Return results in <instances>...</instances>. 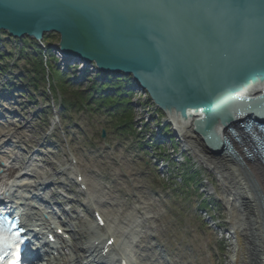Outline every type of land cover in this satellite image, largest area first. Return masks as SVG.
Segmentation results:
<instances>
[{"label": "rangeland", "instance_id": "1", "mask_svg": "<svg viewBox=\"0 0 264 264\" xmlns=\"http://www.w3.org/2000/svg\"><path fill=\"white\" fill-rule=\"evenodd\" d=\"M45 37L52 46L58 43L55 35ZM22 45L20 40L0 33V55H5L0 58V132L6 128L4 132L9 136L2 140L10 139L13 149L11 153L2 149V153L25 161L16 166L18 176L9 181L7 200L23 206L25 198L35 194L23 186L54 182L50 191L44 190L38 197L43 203L39 205L53 208L61 220V214L66 213L74 219L71 224L75 230L88 233L95 224L94 207H86V196L81 195L71 175L78 163V174L80 170L98 208L108 216L110 231L117 241L114 252L125 256L130 264H149L147 255L166 264H234L237 244L233 224L241 209H236L238 203L234 205L220 175L180 138L176 122L158 113L150 102L141 107L139 102L149 100L133 82L136 96L130 103L132 122L124 130L115 128L107 113L65 109L62 102L68 94L52 90L46 81L39 82L35 95L19 78L27 69L15 51ZM54 58L63 69L60 60ZM83 74L74 72L77 78ZM67 89L66 93L73 96L75 87ZM224 162L233 166L227 159ZM175 163L194 169L199 183L182 185L173 169ZM261 170L263 173L262 166ZM2 171L0 168V176ZM52 194L56 196L52 198ZM32 213L38 215L36 211ZM75 218H79L78 222ZM88 235L73 245L85 247L94 239L91 233ZM62 237L56 245L71 248V241ZM66 254L64 259H74L73 254ZM75 255L82 258V264L94 258Z\"/></svg>", "mask_w": 264, "mask_h": 264}, {"label": "water", "instance_id": "2", "mask_svg": "<svg viewBox=\"0 0 264 264\" xmlns=\"http://www.w3.org/2000/svg\"><path fill=\"white\" fill-rule=\"evenodd\" d=\"M0 33L35 43L55 35L61 62L130 77L163 113L204 107L196 130L215 153L233 155L206 134L209 116L221 117L228 101L264 141V89L228 95L264 80V0H0Z\"/></svg>", "mask_w": 264, "mask_h": 264}, {"label": "bare ground", "instance_id": "3", "mask_svg": "<svg viewBox=\"0 0 264 264\" xmlns=\"http://www.w3.org/2000/svg\"><path fill=\"white\" fill-rule=\"evenodd\" d=\"M16 41L19 40L16 39ZM97 74L103 75L102 73ZM103 76L108 77L111 75ZM263 89L264 80H260V82L251 81L247 84L242 83L236 85V89H230V94H227L231 98L244 97L249 99L262 94ZM228 103L229 104H226L227 108L222 111L221 117L217 118L216 115L214 116V113L209 116V124L206 126V134L213 137L217 136L218 139L223 142V138H228L227 140L230 142L229 148L231 151H234L233 155L226 154L225 152L215 153L206 148L202 133H199L196 130L198 119L205 116L206 109H204V107L196 110H187L184 114L175 109H167L165 110V113L169 119H173L176 122L175 128L186 146L193 152L197 153V156L204 163L208 164L217 174L220 175L224 184L227 185L229 193L234 199V205L238 203L236 209L238 211L241 209L237 222L233 224L237 244L234 264H264V172L262 173V165L257 161L258 159L256 160L252 158V156H248V151L250 150L246 148L247 144L245 143L247 135L243 138L239 130L246 122L244 119L248 117L247 111L238 104H233L234 102L232 101H228ZM5 129L6 128L0 132V162H4L3 167L0 166V168L3 169L2 175L0 176V200L2 201H4L5 193H8L9 191V181L15 176H18L16 166L25 163L24 160L20 161L16 156H6L5 152L2 153V149H4V151L7 150L10 153L13 150H11L10 139L7 142L2 140V138L6 139L9 136L7 132H4ZM246 132L251 134V137L248 139L252 140V135L255 136V133L251 129H247ZM232 137H235L237 141L230 140ZM251 143L254 144V141H251ZM18 144L19 143L17 142V145ZM3 155H5V157ZM3 159L9 161V164ZM224 159L229 160L233 166L226 164ZM77 167L78 163L73 170L71 169V175L74 177L73 180L75 181L74 183L79 187L81 186L82 189H79V192L81 195L86 196V207L91 209L92 205L95 209H92L94 212L95 224L92 227H89L88 233L75 230L71 224L74 219L70 218L66 213L61 214L64 218L61 220L60 217L53 212V208H50L49 206L46 208L39 205V203H43L38 200V197H40V194L43 193L44 190L46 191L48 189L47 191H50L49 187L54 186V182L53 184L34 183L33 186H23L27 189H31L35 193L29 197L27 196L25 198V203H23V206L21 205V207L25 208L22 211L26 212L29 216L28 218L23 219V226H25L26 229H29V232L36 237L37 241L41 240L40 237L43 236V233L41 232L42 226L45 227V230H50L52 234L50 231H48V233L54 235L58 240L62 239L60 235H58V230L62 228L61 231L63 234L71 241V248L65 245L57 246L56 244H53L51 249L47 242H34L36 244V250L37 248L42 250V253H38L37 256H41L39 258L44 264H82V258L77 257L75 253H80L82 255L87 254L86 257L88 258L94 257L93 261L86 264H106L107 262L120 264L122 261L126 264H130L125 256L122 254L117 255L114 252L113 245H116L117 241L110 231L111 228H109L108 225V216L102 211V209L98 208L100 206L97 205L93 196L90 194L88 184L86 183L85 178L80 175L82 173L80 170L78 174ZM262 169L264 168L262 167ZM5 178L7 181L4 180ZM15 188H20V186ZM50 196L53 198L56 194ZM16 204L14 202L12 204L15 207V210H17L16 206H19ZM6 205H8V203ZM12 205L10 206L13 207ZM34 211L38 214L37 216L32 213ZM37 217L40 219L36 220ZM57 220L59 221V224L56 222ZM75 220L78 222L79 218H75ZM67 223L71 225L67 226ZM36 229H39V232H36ZM90 233L94 236V239L88 242L85 247L77 248L73 245L78 240L85 239V234L88 235ZM113 238L114 244L112 242L110 244V240ZM50 250L52 253H49ZM104 250L108 253L107 256H105L107 262L100 259L102 258L101 254ZM32 251L34 252L35 250ZM66 251L73 254L74 259H64V257H67ZM152 258L147 255L149 264H166L165 262H159Z\"/></svg>", "mask_w": 264, "mask_h": 264}, {"label": "trees", "instance_id": "4", "mask_svg": "<svg viewBox=\"0 0 264 264\" xmlns=\"http://www.w3.org/2000/svg\"><path fill=\"white\" fill-rule=\"evenodd\" d=\"M29 41L28 39L21 40L23 45L19 50L16 48L15 51L27 68L24 69L19 78L32 89L33 94L36 95L39 82L46 81L52 90L68 94L67 99L62 102L65 109L77 107L91 112L107 113L115 122V128L122 130L129 128L132 122L130 103L132 98L136 96L130 77H117L115 75L104 77L100 74L89 75L85 72L83 76L77 78L74 75L75 67L65 66L60 69L56 65V59L48 47L49 43L46 42V37L43 38V43L46 44L45 62L43 61V51L36 43ZM4 57L5 55H0V58ZM82 84L84 88L81 87ZM67 86L75 87L73 96L72 93H66L68 92L66 91L68 90ZM148 104L149 101L139 102L141 107ZM157 112L159 113V111ZM183 161L186 160L183 158ZM173 167L176 169L177 179L182 185L192 187L199 183L194 169L180 167L176 163L173 164Z\"/></svg>", "mask_w": 264, "mask_h": 264}, {"label": "snow or ice", "instance_id": "5", "mask_svg": "<svg viewBox=\"0 0 264 264\" xmlns=\"http://www.w3.org/2000/svg\"><path fill=\"white\" fill-rule=\"evenodd\" d=\"M5 231L6 229L4 223L3 221H0V250H3L5 248L17 249L13 252V255L16 257V259L7 260V264H16V261L19 259L17 248L18 241L12 240L11 242H9L10 237L4 235ZM0 264H5V257L3 255H0Z\"/></svg>", "mask_w": 264, "mask_h": 264}]
</instances>
